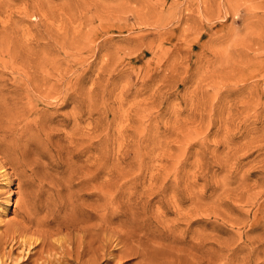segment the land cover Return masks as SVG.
Instances as JSON below:
<instances>
[{
    "label": "rangeland",
    "instance_id": "obj_1",
    "mask_svg": "<svg viewBox=\"0 0 264 264\" xmlns=\"http://www.w3.org/2000/svg\"><path fill=\"white\" fill-rule=\"evenodd\" d=\"M0 168V264H264V0H0Z\"/></svg>",
    "mask_w": 264,
    "mask_h": 264
},
{
    "label": "bare ground",
    "instance_id": "obj_2",
    "mask_svg": "<svg viewBox=\"0 0 264 264\" xmlns=\"http://www.w3.org/2000/svg\"><path fill=\"white\" fill-rule=\"evenodd\" d=\"M48 92V91H47ZM11 125V124H10ZM2 168V167H1ZM0 168V169H1ZM107 214V213H106ZM111 216V215H110ZM109 216V217H110ZM101 219V218H100ZM105 220V218H104ZM109 220V219H108ZM111 220V219H110ZM96 223V222H95ZM140 233V232H139ZM143 234V233H142ZM142 236V235H141ZM135 235L133 233H124L122 234V236L120 237V242L123 243L125 245V243L128 244V242L131 244L133 242ZM113 239V238H112ZM80 244V243H79ZM135 243H133L134 245ZM137 244V243H136ZM139 246V245H138ZM137 246V247H138ZM80 246H78L79 248ZM141 247V246H139ZM224 247V246H223ZM126 248V247H125ZM143 248V247H142ZM236 248V247H235ZM238 248V247H237ZM68 249V248H67ZM83 249V248H82ZM109 249V248H108ZM219 249V248H218ZM98 250V249H97ZM141 250V248H140ZM236 250V249H235ZM62 251V250H61ZM122 251V250H121ZM80 252V251H79ZM129 254H138V256H140V258H142L143 262L139 263V264H151L150 262H148V253L146 251H137L132 247H129ZM220 252V250H219ZM227 252V251H226ZM221 253V252H220ZM230 253V252H229ZM232 253V252H231ZM107 254V253H106ZM193 254V253H192ZM207 254V253H206ZM121 255V254H120ZM122 256V255H121ZM211 256V255H210ZM81 257V256H80ZM206 258V257H205ZM220 258V257H219ZM57 261V260H56ZM69 261V260H68ZM71 261V260H70ZM210 261V260H209ZM59 262V261H58ZM202 262V261H201ZM57 263V262H56ZM207 263V262H206ZM54 264V263H53ZM154 264V263H153ZM186 264H191V263H186Z\"/></svg>",
    "mask_w": 264,
    "mask_h": 264
}]
</instances>
